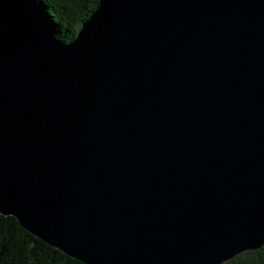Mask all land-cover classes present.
I'll return each instance as SVG.
<instances>
[{
    "label": "water",
    "instance_id": "obj_1",
    "mask_svg": "<svg viewBox=\"0 0 264 264\" xmlns=\"http://www.w3.org/2000/svg\"><path fill=\"white\" fill-rule=\"evenodd\" d=\"M0 214L83 264L264 247V0H98L67 44L0 0Z\"/></svg>",
    "mask_w": 264,
    "mask_h": 264
},
{
    "label": "trees",
    "instance_id": "obj_2",
    "mask_svg": "<svg viewBox=\"0 0 264 264\" xmlns=\"http://www.w3.org/2000/svg\"><path fill=\"white\" fill-rule=\"evenodd\" d=\"M44 23L60 43L71 42L98 6V0H34ZM0 264H83L46 245L14 217L0 214ZM224 264H264V247Z\"/></svg>",
    "mask_w": 264,
    "mask_h": 264
}]
</instances>
